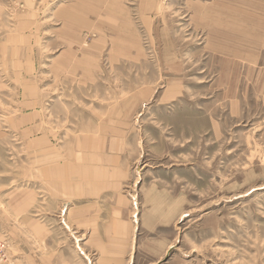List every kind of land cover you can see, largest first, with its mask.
I'll return each mask as SVG.
<instances>
[{
  "label": "rangeland",
  "instance_id": "374dc122",
  "mask_svg": "<svg viewBox=\"0 0 264 264\" xmlns=\"http://www.w3.org/2000/svg\"><path fill=\"white\" fill-rule=\"evenodd\" d=\"M80 1L0 0V264H264V0Z\"/></svg>",
  "mask_w": 264,
  "mask_h": 264
},
{
  "label": "crops",
  "instance_id": "0c3cea01",
  "mask_svg": "<svg viewBox=\"0 0 264 264\" xmlns=\"http://www.w3.org/2000/svg\"><path fill=\"white\" fill-rule=\"evenodd\" d=\"M88 1H89V0H81L80 2H81L82 4H85V3H87ZM73 9H74V7H73ZM82 15H83V16H87L88 13L85 12V13H82ZM74 27H76V26L74 25V23H73V25L68 26V28H69L72 32H74ZM78 29H79V28H78ZM105 158H107V157H105ZM103 161H104V163H99V168H101V169H105V171H106V169L108 170V168H109V169H110L109 172H111V161L109 160V163L106 161V159H104Z\"/></svg>",
  "mask_w": 264,
  "mask_h": 264
}]
</instances>
